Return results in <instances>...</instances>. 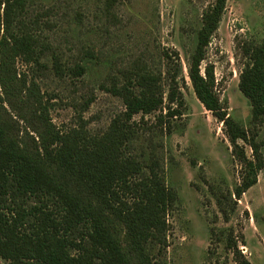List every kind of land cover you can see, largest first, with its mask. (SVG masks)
I'll use <instances>...</instances> for the list:
<instances>
[{"label":"rangeland","instance_id":"374dc122","mask_svg":"<svg viewBox=\"0 0 264 264\" xmlns=\"http://www.w3.org/2000/svg\"><path fill=\"white\" fill-rule=\"evenodd\" d=\"M8 1L0 0V112L15 119L12 137L19 146L30 149L33 143L44 152L40 133L49 124L57 134L101 136L126 110L122 88L131 85L139 94L135 81L165 72V55L178 53L185 73L180 113L165 117V107L140 112L131 121L137 137L127 154L140 159L147 171L150 165L158 169L176 196L166 216V245H144L157 264H236L227 247L233 236L252 264H264V169L240 199L232 195L242 165L223 123L199 101L187 72L203 11L215 0H22V6ZM6 9L14 18L10 31L33 36L34 54L22 49L17 54L8 41ZM250 40H264V0H227L202 64V70L206 62L215 65L220 97L245 126L251 104L239 89L244 62L239 45ZM155 88L166 98L167 80ZM240 144L251 157V147ZM60 171L51 175L65 190L105 210L103 222L129 264H144L140 243L122 214L106 208L92 184L64 165ZM121 193L130 200L125 190ZM0 264L10 263L0 256Z\"/></svg>","mask_w":264,"mask_h":264},{"label":"trees","instance_id":"16d2710c","mask_svg":"<svg viewBox=\"0 0 264 264\" xmlns=\"http://www.w3.org/2000/svg\"><path fill=\"white\" fill-rule=\"evenodd\" d=\"M226 2L215 0L203 11L196 45L187 61V72L199 101L223 123L234 155L242 165L241 182L232 193L240 199L258 182L259 172L264 169V40L243 41L239 45L244 61L239 89L251 104L250 122L245 126L228 113L220 97L215 65L206 62L202 70ZM9 3L22 6V0ZM7 12L8 9L4 29L10 34L8 41L12 40L17 54L21 49L34 54L30 45L35 41L33 36L11 32L14 18H9ZM1 22L0 18V27ZM165 58L168 64L165 72L147 73L135 81L139 94L131 85L122 88L126 94V110L113 119L111 127L101 136L83 134L76 138L69 133L57 134L49 124L40 133L44 152L33 148V143L30 149L29 146L23 148L17 138L12 137L15 119L0 112V256L3 259L10 264H129L103 222L107 219L105 210L90 200L84 202L81 196H74L51 175V170L60 173L64 165L86 184L93 185L96 197L106 208L122 214L132 238L140 243L144 264H157L144 244L149 241L166 245V216L176 196L167 188L158 169L150 165L147 171V166L126 150L137 137L131 122L134 115L166 107L169 111L164 116L175 117L185 104L181 57L175 53L166 54ZM163 79L169 86L166 98L164 91L157 93L155 88ZM39 116L44 118L42 113ZM240 141L251 147V157ZM63 174L64 171L60 175ZM123 190L129 194V202L122 195ZM227 247L236 264H252L241 253L237 238L230 236Z\"/></svg>","mask_w":264,"mask_h":264}]
</instances>
